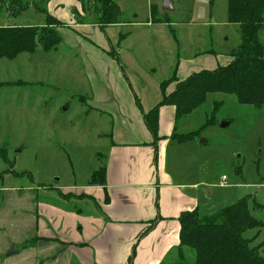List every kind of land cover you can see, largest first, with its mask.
Listing matches in <instances>:
<instances>
[{
	"label": "rangeland",
	"instance_id": "374dc122",
	"mask_svg": "<svg viewBox=\"0 0 264 264\" xmlns=\"http://www.w3.org/2000/svg\"><path fill=\"white\" fill-rule=\"evenodd\" d=\"M12 1L0 3V28L46 26L41 13L44 9L48 13V0L42 3L20 0L25 9L18 15L16 5L10 4ZM162 2L117 0L122 11L119 23L122 21L125 25L104 27V33L96 22L93 0L59 5L58 10H66L71 21L82 25V34L64 30L66 27L61 22L59 26L48 28L59 35L58 46L63 45L65 31L68 35L73 32L74 44L92 45L91 24L95 23L99 27L97 37L104 43L100 45L114 49L124 36L143 31L149 40L147 45L153 49L144 65L153 68L147 70L144 65L140 68L152 80L174 76L169 70L171 57L168 62V54L176 57L175 65L181 62L177 77L182 75L184 67L190 69V75L226 66L232 61L230 54L240 45V29L228 22L227 0H172V12H164ZM151 5L157 7L150 9ZM150 10L153 23L158 16H164L170 26L143 25L135 32L128 27L132 22L146 23ZM158 28L162 30L157 33L160 37L152 32L149 38L146 30ZM261 40L264 41V31ZM53 51L44 52L38 47L34 54H20L13 61L0 60V155L5 157H0L2 205L3 191L9 189L32 195L43 203L55 201L58 205L59 197L52 189L87 187L92 174L104 161L111 118L89 109L88 103L93 101L84 93L91 86L85 82L84 71L78 68L74 54H68L69 58L59 63L55 57L64 55V51L56 55L51 53ZM106 56L117 64L115 59ZM122 70L127 72L124 67ZM123 81L128 84L124 77ZM148 87L152 91V87ZM130 96L133 106L142 111L147 100L137 94L133 96L131 91ZM173 125L168 129L159 127L158 135H170L174 130V135L183 137L195 133L188 141L195 144V149L185 144L175 151L173 144L174 147L167 150V164L175 169L177 182L195 183V207L200 215L213 214L247 198L250 216L262 226L247 231L243 237L250 240V247L256 248L264 258V105L260 108L244 106L233 95L211 93L195 111L178 118L174 129ZM82 206L76 208L82 209ZM183 253L185 262L192 263L193 253L187 249Z\"/></svg>",
	"mask_w": 264,
	"mask_h": 264
},
{
	"label": "crops",
	"instance_id": "0c3cea01",
	"mask_svg": "<svg viewBox=\"0 0 264 264\" xmlns=\"http://www.w3.org/2000/svg\"><path fill=\"white\" fill-rule=\"evenodd\" d=\"M76 3L77 0H48L47 11L64 24V30L71 29L81 35L82 25L71 21L66 10H58L59 5ZM152 6L157 7L151 5L150 9ZM158 17L153 23L150 10L146 23L132 22L128 27L135 32L143 25L170 26L166 17ZM134 19L137 20V16ZM121 25L125 23L121 21L108 28ZM97 28L95 23L91 24L92 45L74 44L73 32L68 35L65 31L63 45L51 53L64 51V55L55 57L59 63L69 58L68 54H74L78 68L84 71L85 82L91 86L84 93L93 101L88 103L89 109L111 118L107 151L97 169L104 170V182L93 184L89 180L88 186L83 188L52 189L59 197L58 205L55 201L43 203L32 195L18 194L14 189L4 190V204L0 202V264H169L179 261L178 219L181 213L196 209L195 183L177 182L175 169L167 164V150L174 147L173 144L175 151L185 144L193 150L195 144L172 141L173 131L161 137L157 134L155 141L143 119L161 100L160 84L172 77L152 80L142 72L140 67L147 64V56L153 50L147 45L149 40L143 31L124 36L114 49L100 45L104 43L97 37ZM100 31L104 33V29ZM161 31L158 28L146 33L150 38V33L158 35ZM171 32L178 45L175 32L172 29ZM167 57L173 77L183 80L189 76L190 69L183 66L182 75L177 77L181 62L175 65L176 57L170 54ZM151 68L145 66L147 70ZM166 87V94L171 93L175 83H168ZM130 91L133 96L137 94L147 100L142 111L133 106ZM175 124L174 108H160L158 129H168L171 125L174 129ZM60 194L65 199L61 200ZM80 204H83L82 209L76 208ZM12 246L17 253L7 256Z\"/></svg>",
	"mask_w": 264,
	"mask_h": 264
},
{
	"label": "trees",
	"instance_id": "16d2710c",
	"mask_svg": "<svg viewBox=\"0 0 264 264\" xmlns=\"http://www.w3.org/2000/svg\"><path fill=\"white\" fill-rule=\"evenodd\" d=\"M77 2L82 4L83 0ZM10 4L16 5L17 15L25 9L20 0H13ZM93 4L100 29L119 23L117 0H93ZM41 15L45 16L46 26L0 28V60L13 61L20 54H34L38 47L49 52L61 43L56 31L48 28L61 23L46 9ZM227 19L240 29V45L230 54L232 61L210 71H196L183 80L172 77L160 84V102L143 115L155 141L158 140V113L162 107H173L176 121L195 111L211 93L233 95L244 106L260 108L264 105V41L261 40L264 0H227ZM172 82L175 89L166 94L165 88ZM174 131L170 139L180 144L195 137L193 132L183 137L174 135ZM0 157L5 159L2 155ZM91 182L103 184L104 170H97ZM178 220L179 261L175 264H264L258 250L251 248L250 240L243 237L247 231L262 226L250 216L247 198L210 215H200L197 209L183 212ZM185 249L193 253L192 263L185 262Z\"/></svg>",
	"mask_w": 264,
	"mask_h": 264
},
{
	"label": "water",
	"instance_id": "95a60500",
	"mask_svg": "<svg viewBox=\"0 0 264 264\" xmlns=\"http://www.w3.org/2000/svg\"><path fill=\"white\" fill-rule=\"evenodd\" d=\"M162 10L164 12H172V10H173L172 0H163ZM223 126H226V124H224ZM15 253H17V251L15 250V247L12 246L11 249L8 251L7 256H11Z\"/></svg>",
	"mask_w": 264,
	"mask_h": 264
},
{
	"label": "built area",
	"instance_id": "2783aa9c",
	"mask_svg": "<svg viewBox=\"0 0 264 264\" xmlns=\"http://www.w3.org/2000/svg\"><path fill=\"white\" fill-rule=\"evenodd\" d=\"M225 178L223 177L222 180H224Z\"/></svg>",
	"mask_w": 264,
	"mask_h": 264
}]
</instances>
